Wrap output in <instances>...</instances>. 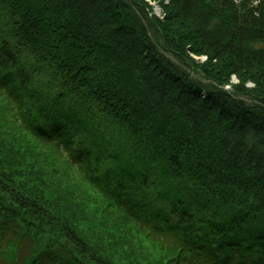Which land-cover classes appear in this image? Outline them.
<instances>
[{
    "label": "trees",
    "instance_id": "1",
    "mask_svg": "<svg viewBox=\"0 0 264 264\" xmlns=\"http://www.w3.org/2000/svg\"><path fill=\"white\" fill-rule=\"evenodd\" d=\"M151 1L162 19L143 0H0V264L140 263L84 207L74 222L57 175L162 264H264V0ZM98 118L103 173L74 146L81 130L100 145ZM150 187L166 207L136 199Z\"/></svg>",
    "mask_w": 264,
    "mask_h": 264
},
{
    "label": "rangeland",
    "instance_id": "2",
    "mask_svg": "<svg viewBox=\"0 0 264 264\" xmlns=\"http://www.w3.org/2000/svg\"><path fill=\"white\" fill-rule=\"evenodd\" d=\"M147 4L150 5L151 12L154 17L162 19V10L160 9L159 5L151 0H143ZM191 59L197 64H203L206 61V56L204 55H195L192 52H188ZM238 84V79L232 75L230 77L229 84H225L223 88L225 90H229L232 85ZM247 88L253 87L251 82L245 83ZM70 105L71 108L79 112L80 105L78 104V99L72 96L71 100L68 98L64 101V106L67 108ZM44 125V122H41ZM93 128H97V130L93 129L90 133L91 135H95L99 132L102 133L101 136L96 138V141L100 145H96L94 138L89 134L85 133L81 130V133L76 134L77 136L74 138V146L77 147V144L80 142L82 145L87 146L91 152L92 157H99L101 159L100 162L96 163L97 166L96 173H103L107 169H109L111 165V157H110V150L114 149L115 144H111L109 142L110 139V132L113 129V126L105 122L102 118H98L93 121L92 123ZM119 137L115 136L114 139L117 140ZM26 141H28L26 139ZM29 156H33V154H29ZM126 156L124 158H128ZM129 160L131 158L129 157ZM116 168V167H115ZM35 170H39L35 168ZM67 176V174H66ZM68 177V176H67ZM62 178H66L65 176H55L44 178V183L52 188L54 191L62 192L63 195L70 196L76 204L73 205L71 209H73L71 216L74 219V222L78 223V219L75 216L76 210L79 208L84 207L83 217L87 220L90 219H98V227L100 231L106 232V234L112 236L113 242L111 243L112 246L122 249L123 258L127 257L129 259L139 260V264H162V255L160 251L156 247H152L150 244L145 242L133 241L131 239V229L125 230L123 228L122 221L120 222L117 218L113 215L112 212H107L105 208H103L102 203L100 200L92 196L89 191L86 189L81 188L80 191L77 190V187ZM115 186H117L115 184ZM144 196L137 197V200L143 201L148 208L155 211L157 207H166L167 204L164 202H160L156 199V193L154 192V187H150L148 189H144ZM119 221L120 224L117 222ZM120 226V227H117ZM44 229V228H43ZM44 233H41L37 236L38 247L42 248L48 240H50L53 236H56L55 233H51L48 231L47 228L44 229ZM131 230V231H130ZM97 234L103 237L104 235L101 232ZM94 233L93 230L89 232V234ZM99 235H96L100 237ZM60 239V237H58Z\"/></svg>",
    "mask_w": 264,
    "mask_h": 264
}]
</instances>
